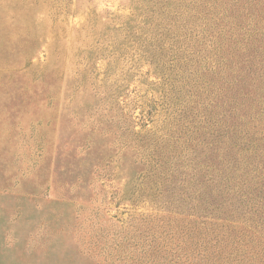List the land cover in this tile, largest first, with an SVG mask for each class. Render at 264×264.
Returning a JSON list of instances; mask_svg holds the SVG:
<instances>
[{
  "label": "rangeland",
  "instance_id": "374dc122",
  "mask_svg": "<svg viewBox=\"0 0 264 264\" xmlns=\"http://www.w3.org/2000/svg\"><path fill=\"white\" fill-rule=\"evenodd\" d=\"M0 264H264V0H0Z\"/></svg>",
  "mask_w": 264,
  "mask_h": 264
}]
</instances>
